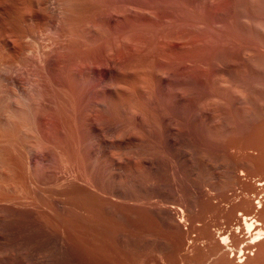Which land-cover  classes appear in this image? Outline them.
Masks as SVG:
<instances>
[{
    "label": "rangeland",
    "instance_id": "374dc122",
    "mask_svg": "<svg viewBox=\"0 0 264 264\" xmlns=\"http://www.w3.org/2000/svg\"><path fill=\"white\" fill-rule=\"evenodd\" d=\"M38 1L5 0L30 55L0 51V264H264V23L225 0H47L34 42Z\"/></svg>",
    "mask_w": 264,
    "mask_h": 264
},
{
    "label": "bare ground",
    "instance_id": "6f19581e",
    "mask_svg": "<svg viewBox=\"0 0 264 264\" xmlns=\"http://www.w3.org/2000/svg\"><path fill=\"white\" fill-rule=\"evenodd\" d=\"M214 1H216V0H214ZM213 1V2H214ZM226 2V5L227 6H225V7H227L228 8V12L230 13V14H232L231 16H232V19H234V18H238L237 16H234L233 15V13H235L234 12V10H235V8L237 7V6H239L238 8L240 9L239 10V14H237V15H239V18H241V20L242 19H244L246 22L248 21V22H250V24H252L253 25V28H254V26H255V29H259V28H256L257 27V25H261L262 23H264V18L262 17V16H260V15H257V13L255 14L254 12V8L256 7L255 5H253L252 4V2H251V0H225ZM34 2V1H33ZM48 1L47 0H39L38 2H37V4L40 6V11L42 12L41 13V16H40V20H41V22L39 21V23H36V22H34L35 24H32L31 26H29V29L27 30V33H28V35H29V37L35 42V33H37L38 31H43V26L44 25H47V22H49L50 21V15H51V11H50V6H48V3H47ZM259 2V1H258ZM30 3H32V2H30ZM260 3V2H259ZM28 4V3H27ZM215 4L217 5V2H215ZM214 4V5H215ZM258 5V4H257ZM260 5V4H259ZM218 6V5H217ZM255 6V7H254ZM225 7H224V9H225ZM217 8V7H216ZM259 8V7H258ZM214 9H215V7H214ZM260 9H261V7H260ZM260 9H258V10H260ZM256 10H257V8H256ZM29 11V10H28ZM219 11V10H218ZM5 14H6V2H5V0H0V51H2L3 50V46L4 45H6L7 46V50L14 56V59L16 60V61H18V59L22 56V55H24V54H26V53H29V52H26L25 53V51H24V48L20 45H15V44H12L13 42H9L10 44H7V34H6V29H5ZM39 15V14H38ZM17 17V16H16ZM34 17V16H33ZM31 18V17H30ZM230 18V17H229ZM243 20V21H244ZM32 21V20H31ZM30 21V22H31ZM244 21V22H245ZM28 22V21H27ZM51 22V21H50ZM263 27H264V25H262ZM46 27V26H45ZM259 27V26H258ZM25 30V29H24ZM44 35V34H43ZM39 38H40V36H39ZM18 39V38H17ZM45 43L47 42V45L46 46H41V49H40V45H41V43L39 44L38 43V48H39V50L38 51H36V52H38V55L36 56V58H35V60L34 61H36L37 59V61L40 63L41 62V64L42 63H47V61H50L51 60V34H50V31H49V33L47 32L46 33V36H45ZM37 42H38V40H37ZM36 42V43H37ZM241 42V41H240ZM236 43V42H235ZM44 44V43H43ZM235 45V44H234ZM54 46H56V44L54 45ZM248 46V45H247ZM263 46V45H262ZM36 47V46H35ZM43 47V48H42ZM235 48V47H234ZM5 51L6 50H4V54H5ZM6 54H7V52H6ZM26 55H28V54H26ZM25 55V56H26ZM29 55H30V53H29ZM28 55V56H29ZM246 55V54H245ZM1 56V55H0ZM10 56V55H9ZM217 56V55H216ZM2 57V56H1ZM31 57V56H30ZM27 58V57H26ZM216 58V57H215ZM30 59H32V58H30ZM29 59V60H30ZM65 60V59H64ZM14 61V60H13ZM21 61V60H20ZM30 61H32V60H30ZM37 62V63H38ZM107 63V69H110V71H111V69H113V67L115 66V61H114V59H113V57H108L107 58V61H106ZM18 63V62H17ZM32 63H34L33 61H32ZM15 65V64H14ZM39 65V64H38ZM109 67V68H108ZM216 68V67H215ZM24 69V68H23ZM44 69H45V67H44ZM25 70V69H24ZM216 70H217V68H216ZM218 71V70H217ZM33 72V71H32ZM14 73H15V71H14ZM18 74H19V72H17ZM36 73V72H35ZM95 73V72H94ZM99 73V72H98ZM215 73V72H214ZM218 72H216V74H217ZM15 75L14 77H13V75H11L12 77H10L8 80H10V81H13L14 83H21V79H20V75ZM96 75H98V74H96ZM95 75V76H96ZM218 75V74H217ZM6 79V80H7ZM23 79V78H22ZM23 82V81H22ZM18 84V85H19ZM216 99V98H215ZM56 109V108H55ZM25 110V109H24ZM24 112V111H23ZM12 142V141H11ZM256 204H260V202H257ZM258 208H260L259 206H257ZM246 218H244V220H245ZM244 224H245V226L247 227V229L248 228H250V226H251V223H246V220H245V222H244ZM247 231V230H246ZM252 232V231H251ZM261 233H263V232H261V230H257L255 233H254V236L251 238V241H250V243H252V244H254V243H257V242H259L261 239H264V234H261ZM250 235V234H249ZM263 235V236H262ZM223 240L225 239V238H222ZM244 252H243V250H240L239 251V256L237 257L238 259H240L239 260V262H242L243 260H241V259H243V257H244Z\"/></svg>",
    "mask_w": 264,
    "mask_h": 264
}]
</instances>
